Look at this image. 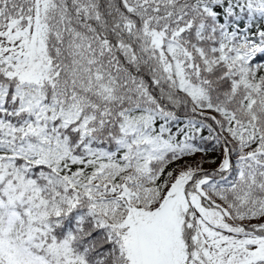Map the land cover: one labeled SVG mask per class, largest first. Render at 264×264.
I'll use <instances>...</instances> for the list:
<instances>
[{
  "label": "snow or ice",
  "instance_id": "6c2138e0",
  "mask_svg": "<svg viewBox=\"0 0 264 264\" xmlns=\"http://www.w3.org/2000/svg\"><path fill=\"white\" fill-rule=\"evenodd\" d=\"M0 264H264V0H0Z\"/></svg>",
  "mask_w": 264,
  "mask_h": 264
}]
</instances>
